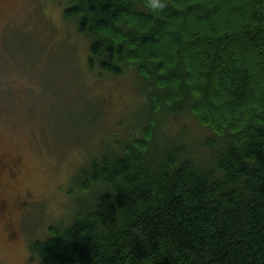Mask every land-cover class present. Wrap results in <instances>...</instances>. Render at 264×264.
Masks as SVG:
<instances>
[{
    "label": "trees",
    "instance_id": "obj_1",
    "mask_svg": "<svg viewBox=\"0 0 264 264\" xmlns=\"http://www.w3.org/2000/svg\"><path fill=\"white\" fill-rule=\"evenodd\" d=\"M64 1L85 68L132 73L145 102L77 167L33 259L264 264V0ZM186 115L204 152L172 125Z\"/></svg>",
    "mask_w": 264,
    "mask_h": 264
},
{
    "label": "rangeland",
    "instance_id": "obj_2",
    "mask_svg": "<svg viewBox=\"0 0 264 264\" xmlns=\"http://www.w3.org/2000/svg\"><path fill=\"white\" fill-rule=\"evenodd\" d=\"M65 7L64 0L4 1L0 264H39L28 243L68 215L70 177L89 151L122 136L117 130L145 102L132 73L117 78L85 68L87 41L64 18ZM172 125L204 152L199 144L208 130L187 115Z\"/></svg>",
    "mask_w": 264,
    "mask_h": 264
},
{
    "label": "clouds",
    "instance_id": "obj_3",
    "mask_svg": "<svg viewBox=\"0 0 264 264\" xmlns=\"http://www.w3.org/2000/svg\"><path fill=\"white\" fill-rule=\"evenodd\" d=\"M149 7L154 11H161L166 7L165 0H148Z\"/></svg>",
    "mask_w": 264,
    "mask_h": 264
},
{
    "label": "flooded vegetation",
    "instance_id": "obj_4",
    "mask_svg": "<svg viewBox=\"0 0 264 264\" xmlns=\"http://www.w3.org/2000/svg\"><path fill=\"white\" fill-rule=\"evenodd\" d=\"M4 1H5V0H0V23H1V22L4 20V18H5Z\"/></svg>",
    "mask_w": 264,
    "mask_h": 264
}]
</instances>
